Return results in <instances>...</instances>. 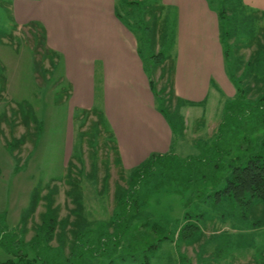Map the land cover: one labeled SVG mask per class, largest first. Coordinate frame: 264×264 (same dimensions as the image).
<instances>
[{"label":"rangeland","instance_id":"rangeland-1","mask_svg":"<svg viewBox=\"0 0 264 264\" xmlns=\"http://www.w3.org/2000/svg\"><path fill=\"white\" fill-rule=\"evenodd\" d=\"M129 1L117 0V13L135 34L146 72L154 68V91L165 90V96L172 89L175 51L170 12L166 17L158 0ZM207 1L217 12H236L232 21L240 22L230 50L221 37L227 74L238 82L245 63L264 44V14L242 10L240 0ZM9 4L0 0V211L6 209L11 229L20 220L17 240L27 243L35 234L39 239L34 249H20L30 256L38 253L48 264H67L63 259L75 245L82 252V264H109V259L113 260L110 264H143L145 257L148 264H264V225H251L255 218L264 217V205L254 202L249 216V209L228 199L207 198L212 193L211 180L220 181L229 165H237L236 158L243 160L258 145L264 122L251 104L264 94V73H246L239 86L244 97L236 101L232 87L230 98L215 94L200 110L192 109L188 115L178 110L184 128L180 133L176 119L173 156L156 168V175L144 173L135 179L130 202L135 200L146 215L127 227L125 222L113 221L114 212L119 211L118 198L131 186L132 170L120 165L110 132L99 126L97 133L94 113L101 111L98 102L94 113L85 119L77 116L78 111L68 105L70 85L64 70L60 64L52 68L56 57L46 49L42 32L33 25L16 27ZM223 26L221 22V33ZM158 53L161 60L155 57ZM158 63L165 69L156 67ZM165 98L166 105L157 96L155 107L166 106L172 112L176 100L172 95ZM80 133H85L81 142ZM13 141L17 142L14 146ZM30 207L34 211L24 215ZM46 207L54 212L55 223L52 235L44 239L38 227ZM185 213L202 217L198 223L201 235L192 244L177 240ZM139 226L141 240L133 239L134 235L130 238ZM100 237L122 238L120 247L115 253L113 239H109L99 255L91 258L96 249L83 251V247L101 246ZM131 240L135 244L138 240L140 246L129 250ZM147 245L156 247L146 251ZM5 259L0 248V261Z\"/></svg>","mask_w":264,"mask_h":264},{"label":"crops","instance_id":"crops-1","mask_svg":"<svg viewBox=\"0 0 264 264\" xmlns=\"http://www.w3.org/2000/svg\"><path fill=\"white\" fill-rule=\"evenodd\" d=\"M158 1L174 23L170 77L174 98L185 103L180 109L188 115L190 110L204 107L209 96L230 98L233 86L220 43L218 12L207 0ZM7 2L16 27L33 25L35 31H43L45 47L55 54L70 85L68 105L74 110H92L98 102L122 167L133 170L151 155L172 151L174 136L155 107L149 84H154V68L146 72L135 34L117 13V0ZM240 3L251 12L264 14V0ZM157 55L161 60L160 53ZM1 213L6 232H17L20 220L11 229L6 209Z\"/></svg>","mask_w":264,"mask_h":264},{"label":"trees","instance_id":"trees-1","mask_svg":"<svg viewBox=\"0 0 264 264\" xmlns=\"http://www.w3.org/2000/svg\"><path fill=\"white\" fill-rule=\"evenodd\" d=\"M240 6L242 7V10L245 9L241 5V3H240ZM245 10H247V9H245ZM246 12H244V13H246ZM235 13L234 12H230V13L228 12V14H227L226 9H222L221 11L218 12L219 26L221 27V22L225 26V28L223 26V30L225 29L224 32L221 33V30H220V43H221V46L223 49L224 60H225L226 55H225L224 46L222 45V42H221V37L224 36V38H226V43H227L226 45H227L228 49L230 50V48L233 47L232 42L237 41V34H239V28H240L239 23L240 22H238L236 24V20L234 22L232 21V19H233L232 17L234 16ZM245 17H247V16H245ZM40 31L42 32L41 37H42V41L44 42V40H45L44 33L42 30H40ZM253 36L248 37L247 39L245 38V39L249 40V39L253 38ZM231 40H232V42H230ZM51 53L55 57V54L53 52H51ZM158 56L159 55H157L155 57H158ZM57 64L58 63L51 62L52 68H54V66H56ZM157 65L159 66L160 63H158ZM234 71H236V73L238 72V68L235 66H234ZM260 72L264 73V44L261 46V50L256 53V56L254 58H251V60H248L245 63L242 73L238 76V78H239L238 82L235 80L232 81V79H230V77L228 75L230 82H231V84L235 90V98L233 99V101H236L241 96L244 97V90H242L239 87L241 84V80H242L241 78L244 77L246 75V73H249V74L250 73H256V74L259 73V74H261ZM149 84H150L153 96L155 98V101H156L157 96H159L161 99L163 98L162 103L164 105H166L167 99L165 98V96L167 98L169 95H172L174 97L173 89H171L170 93L167 92L166 95L164 96L165 90H163L161 92H157V91L155 92L154 91V84L152 83V81H150ZM175 100H176V107L174 108V110L172 112L168 111L166 109V106H163L162 108H157V111L161 114V116L164 118V120L168 124L169 128L171 129L173 136H174V131H176V129H177L176 119H179V121H180L179 128H178L180 133H182L183 128H184V125L182 123L183 121L179 116L178 110L185 103H183L181 100H179L177 98ZM251 107H252V109H256L260 112V114L262 115V118H263V122H264V94L262 96H260L259 98H257L251 104ZM77 111H78L77 116H81L82 119H85V117H88L90 115V113H94V112H92L93 109L92 110H77ZM94 115H96V117H97L96 126H95L97 133H98L97 127L102 126V127H104V129L106 128L107 131L110 132V135H111L112 141H113V134L110 131L109 127L107 126L105 118L103 117V114L101 112H95ZM38 126L39 125H37L35 127V129H37ZM34 135L37 136V133L35 132ZM84 136H85V133L79 134L80 142L82 141V138H84ZM34 141L36 142V138ZM13 142H14V144H13V146H14L17 142L16 141H13ZM80 147H81V145L79 146V149H80ZM170 153H169V155H164V156L151 155L145 162H143L140 166H138L137 168L133 169L130 172V181L132 182L131 186H129V189L126 190L122 194V196L118 198L117 205H118L119 211L114 212V219L115 220L113 222H117V224L119 222H125L127 227H129V224L136 221V219L139 216H142V218H144L143 215H146V214L141 213L139 211L138 203H136L135 200L130 202V195L133 194L135 191L134 186L136 183L134 184V181H135V179L139 180L144 173L150 174V175H152V174L156 175L155 174V172H157L156 168L158 169L159 165H161L163 163V161L168 156H173V153H171V154ZM236 159L238 160L237 165H229V167H231V168L228 169L226 171V174L220 178V181L218 180V182H216L217 178H216V180H214V179L211 180L210 190L212 191V193H210L207 196V198H212L216 202H219L223 198L228 199L231 202H234L237 206L245 207L246 209H249V216H250L252 213V207L254 206L253 205L254 202H259V203H262L264 205V131H263L261 137L258 138V145L256 146V149L254 151L250 152L248 154V156L246 158H244L243 160H239L240 158H236ZM241 161H243L244 163H241ZM214 169H219V166H214ZM47 206H49V202L47 203ZM132 206H134L133 210H132ZM34 207L28 208V210H26L24 215L26 214V216H27V215L31 214L34 211ZM46 208H47V211H46V215L44 217V220H43L41 226L38 227V231H40V236L44 239L46 236L49 238V234L52 235V233L54 232L53 226L55 223L54 222L55 221L54 212L51 209H49L48 207H46ZM122 208H123V211H122ZM126 215H128V216H126ZM116 217H118V220H116L117 219ZM200 219H202L201 215H190L189 213H185L183 216V220H182L183 225H181L178 229L177 240L180 239L183 242H185L186 244H192V243L196 242L198 240V237L201 235L200 229L198 227V223L200 222ZM251 225L254 227L263 226L264 225V217L261 219L255 218L253 221H251ZM141 226H143V224ZM141 226L135 228L134 232H138V233L137 234H131L130 238H132V236L134 235L133 239L137 238V239L141 240V238H140L141 233L139 230V228ZM113 233L114 234L112 236H115L116 235L115 231H113ZM15 235L16 234L6 232L5 225H4V214L0 212V248L3 249V251L9 257L8 259H6L4 261H0V264H48V260L42 258L41 255H39L38 253L37 254L33 253L30 256L28 254V252H23L20 249L21 247L22 248L30 247L32 249L37 247L39 239H36L37 238L36 234L31 239V241H29L27 243H24L23 241L17 240ZM76 235L77 234H75L74 238H76ZM118 235H121V234L119 233ZM163 238H165V237H163ZM50 239H51V237H50ZM109 239H111V240L113 239V241H112L113 242V244H112L113 251L116 253V250L120 247V243H121L122 238H120V239L108 238V239L103 240L100 237L98 243L101 244V246H99L97 244H95V247H94V245H91V246L89 245L88 248L83 247V251L86 249L90 250L93 247L96 249V251L93 252V254L91 255V258L97 257L99 255V253L101 252V248L104 247V244ZM117 241H120V242L118 243ZM137 241L138 240H136V244H135V241L131 240L130 243H128V245H127L128 249L131 250V249H135V248L139 247L140 244ZM157 241H160V239H157ZM73 246H74V244H73ZM77 247L78 246L75 245V247L71 250L69 257L63 259L64 261L66 260L65 263L71 264V262L73 260L74 264H82V262H81L82 261V252L78 253ZM155 247H156L155 245H153V246L147 245L145 250L149 251V250L155 249ZM130 258H132V257H130ZM108 261L109 262H107V263L110 264V263H112L113 260L109 259ZM120 261H123L122 258L120 259ZM132 262H133V260H132ZM86 263H90V261H88ZM143 264H148L147 257H145V262Z\"/></svg>","mask_w":264,"mask_h":264}]
</instances>
